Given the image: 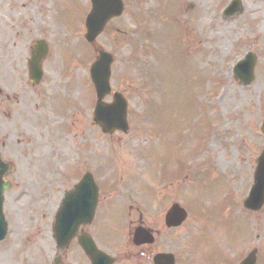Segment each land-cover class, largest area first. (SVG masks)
Returning a JSON list of instances; mask_svg holds the SVG:
<instances>
[{
	"label": "rangeland",
	"instance_id": "rangeland-1",
	"mask_svg": "<svg viewBox=\"0 0 264 264\" xmlns=\"http://www.w3.org/2000/svg\"><path fill=\"white\" fill-rule=\"evenodd\" d=\"M233 1L124 0L123 16L94 43L85 37L90 0H32L31 35L0 26V152L13 165L5 177L13 188L6 194L9 235L0 244V264H52L58 253L52 212L62 190L79 182L81 160L99 156L103 163L106 156H143V178H130L126 188L148 203L141 211L149 218L160 215L164 163L167 172L181 159V202L191 216L160 248L178 237L186 264H238L256 247L264 264V209L254 214L243 207L264 148V0H240L241 14L224 15ZM17 32L19 49L9 48ZM41 38L52 50L34 87L27 54L29 40ZM99 50L115 57L111 87L129 102L128 135L105 136L93 124L90 69ZM248 52L258 59L254 81L243 86L232 68ZM105 177L107 185L117 181L113 171ZM101 213L102 248H124L128 223L121 209L103 205ZM76 244L61 252L65 263L90 264Z\"/></svg>",
	"mask_w": 264,
	"mask_h": 264
},
{
	"label": "flooded vegetation",
	"instance_id": "flooded-vegetation-1",
	"mask_svg": "<svg viewBox=\"0 0 264 264\" xmlns=\"http://www.w3.org/2000/svg\"><path fill=\"white\" fill-rule=\"evenodd\" d=\"M32 0H25L24 2L20 1L18 4L11 3L10 0H3L4 3L0 2V26L5 25L7 27L8 32L13 34L16 30H25L31 35V24L33 23V17L27 13L26 6L28 4H32ZM39 0H37L38 2ZM48 1V0H46ZM9 2V5H8ZM3 8V9H1ZM7 10L8 14H7ZM48 10H44V14L47 15ZM24 16L21 20V16ZM18 18L15 20L14 18ZM30 22V24L27 23ZM8 23H11L9 25ZM15 33L14 41L9 44V48H17L18 42L17 38H20L21 35ZM39 41V39L29 40V53L27 54V64L30 62L32 58V54L34 51V43ZM22 46V45H21ZM20 47V46H19ZM2 52L4 51V46L0 45ZM19 49V48H17ZM29 75V69H28ZM95 157V156H94ZM116 161L110 162L109 166L111 167L108 171H116L120 173V181L112 182L110 185L105 184L107 181L105 174L107 172L108 167L104 166L103 157L99 156L98 160L94 159L89 161L87 159H83L80 162V180H84L87 175H91V207L95 209V213L93 216V221L91 223L83 224L80 227V233L84 237L90 238L94 241L95 245L105 251L106 253L112 255L115 260V264H154L155 258L159 254H172L175 264H186V257L183 255L182 251L179 250L181 246V241L177 237L176 242L172 245L164 244L162 247H159V243L164 242L166 238H168L172 232H179L182 229L181 227H168L166 220L167 215L173 206H176L177 203L181 204L182 192H181V176L179 175L177 169V159H175L174 168L170 169L166 172V163L163 165V171L161 176L160 188H161V211L159 217L149 218L148 215L141 209L147 206V202H138L136 201L137 197L127 191L126 183L127 181L136 174L140 170L138 162L132 157L131 159L125 158L121 159L120 156H117ZM95 165L94 167H92ZM107 185V186H105ZM96 187L98 191H96ZM83 188V187H82ZM62 196L59 199V203L56 209V212L53 213V218L55 220L57 210L60 206L62 199H70V206L74 208H79L85 206L87 204L86 199H82L80 201H72L71 199L76 197L77 194L74 192V185H68L62 191ZM80 197L87 198L85 196L83 190L81 189ZM89 199V200H90ZM95 202V204H94ZM141 203V205H138ZM161 204V203H160ZM120 208L122 214L124 216V221L128 223L127 229V240L126 246L123 248L119 246V249L115 251L108 252L101 246L100 241V219L103 215L100 214V210L102 206ZM127 210V213L125 212ZM159 219V220H157ZM99 224V225H98ZM144 228L151 232L154 236V240L150 243L146 241V243L138 244L135 242V233L137 229ZM149 238V237H148ZM193 242V241H192ZM74 243V242H73ZM72 243V244H73ZM71 244V245H72ZM70 245V246H71ZM69 246V247H70ZM77 246L81 248L78 244ZM195 248V243L192 245ZM68 247V248H69ZM196 249V248H195ZM81 250L84 253V256L87 258L86 253L83 248ZM88 260V258H87ZM90 262V261H89ZM62 264H65L62 262ZM161 264H167L166 262H162Z\"/></svg>",
	"mask_w": 264,
	"mask_h": 264
},
{
	"label": "water",
	"instance_id": "water-1",
	"mask_svg": "<svg viewBox=\"0 0 264 264\" xmlns=\"http://www.w3.org/2000/svg\"><path fill=\"white\" fill-rule=\"evenodd\" d=\"M93 3V9L91 14L87 19V29L88 35L87 40L93 42L105 29L107 23L115 18L122 15L124 10V5L122 0H91ZM238 3V2H237ZM236 3V4H237ZM235 10L241 11L239 4L235 6ZM37 52L34 55V61L31 64V79L33 83H39L42 79V62L47 53V48L45 45H39L37 47ZM113 62V57L107 53H100L99 60L93 64L91 68V77L94 82L96 92H97V107L95 111V121L104 129L105 132H113L117 129L122 131L128 130L127 123V107L128 103L126 99L119 93L114 96V102L107 104L103 99L111 93L110 78H111V65ZM255 58L252 55H248L246 59L241 62L235 69V77L241 81L244 85L250 84L254 79V67ZM262 133L264 134V122L262 125ZM257 170L255 174V185L253 186L250 198L246 202L248 208L252 210H258L264 203V152L262 156L257 160ZM0 240H2L7 234V224L3 213V192L9 190V183L6 184L3 181V175H5L9 169L10 165L2 162L0 158ZM83 192L85 196H88L91 192L88 181L82 184ZM80 192L77 194V198L71 199L72 201H80L83 197H80ZM68 202V201H67ZM70 204V200L68 202ZM67 205V203H66ZM67 208L62 209L57 217L55 233L58 243L63 246L66 245L72 237L76 234V228H78L79 223H75L74 218H77L82 207L74 208L71 207V212L67 214ZM65 209V210H64ZM72 229L68 232L69 227ZM80 241L84 244L86 251L91 255L93 264H109L107 260L96 253L84 239L80 237ZM93 250V251H92ZM99 256V257H98ZM100 262L97 261V258ZM96 259V260H95ZM243 264H256V253L254 252Z\"/></svg>",
	"mask_w": 264,
	"mask_h": 264
}]
</instances>
